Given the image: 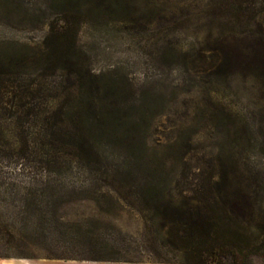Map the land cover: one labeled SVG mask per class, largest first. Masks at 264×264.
<instances>
[{
    "label": "rangeland",
    "instance_id": "1",
    "mask_svg": "<svg viewBox=\"0 0 264 264\" xmlns=\"http://www.w3.org/2000/svg\"><path fill=\"white\" fill-rule=\"evenodd\" d=\"M208 3L0 0L1 263L183 264L161 228L180 207L151 201L154 189L185 204L188 218L214 209L255 235L247 216L221 207L240 191L264 209V93L241 79L211 86L169 52L205 45ZM79 129L92 146L87 158L76 150ZM89 170L187 178L110 180L97 200L65 202L62 193L97 190L80 177ZM251 264H264V249Z\"/></svg>",
    "mask_w": 264,
    "mask_h": 264
},
{
    "label": "trees",
    "instance_id": "2",
    "mask_svg": "<svg viewBox=\"0 0 264 264\" xmlns=\"http://www.w3.org/2000/svg\"><path fill=\"white\" fill-rule=\"evenodd\" d=\"M244 3L246 2L243 0H209L208 10L203 14L205 19L210 18L205 24L208 33L205 45L192 49L189 53H182L177 47L169 49V52L173 56L183 57L185 63L190 65V71L197 77L208 78L211 86H228L233 79H241L264 93V5L256 0H249L247 9L242 10ZM243 35L248 40L241 39ZM80 139L76 145L78 156L87 158L92 153V146L83 138L82 131ZM80 177L85 182L97 185V190L95 188L85 193L72 191L70 196L62 193V196H68L65 202L76 200L78 196L97 200L98 187L106 185L110 180L125 186L135 183L151 184L161 179L162 182L179 185L187 178V174L170 172L146 175L89 170ZM44 178L51 179V175ZM214 178L209 174L206 179L215 185ZM114 192L120 194L117 189ZM150 193L151 201L180 207L175 213H169L166 209L168 213L164 214L165 222L161 224V228L168 229L167 235L172 240L171 244L178 246L187 256L183 264H251V258L264 249V209L247 195L240 194V191L234 194L239 200L233 203L224 202L221 212L233 213L238 217L247 216L249 229L255 233L253 236L246 234L243 223L223 221L216 217L214 209L205 213L197 211L195 218L191 219L183 211L185 204H176L166 189H154ZM135 195L143 200L142 193L135 192ZM76 261L120 262L114 259Z\"/></svg>",
    "mask_w": 264,
    "mask_h": 264
},
{
    "label": "crops",
    "instance_id": "3",
    "mask_svg": "<svg viewBox=\"0 0 264 264\" xmlns=\"http://www.w3.org/2000/svg\"><path fill=\"white\" fill-rule=\"evenodd\" d=\"M0 264H158V263H134V262H92V261H65V262H56V261H42L39 263H32L25 260H15V261H9L5 263Z\"/></svg>",
    "mask_w": 264,
    "mask_h": 264
}]
</instances>
